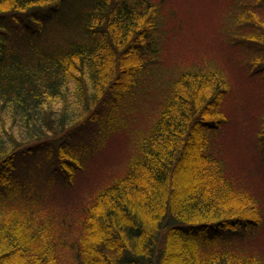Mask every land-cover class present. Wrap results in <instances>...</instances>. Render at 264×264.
Masks as SVG:
<instances>
[{
  "label": "trees",
  "instance_id": "trees-1",
  "mask_svg": "<svg viewBox=\"0 0 264 264\" xmlns=\"http://www.w3.org/2000/svg\"><path fill=\"white\" fill-rule=\"evenodd\" d=\"M240 2H228L231 44L264 98V0ZM166 3L0 0V264H264L263 206L223 154L230 83L196 64L152 92ZM256 125L262 172L264 115ZM129 130L119 173L72 201L80 175ZM63 190L72 215L56 208Z\"/></svg>",
  "mask_w": 264,
  "mask_h": 264
},
{
  "label": "rangeland",
  "instance_id": "rangeland-1",
  "mask_svg": "<svg viewBox=\"0 0 264 264\" xmlns=\"http://www.w3.org/2000/svg\"><path fill=\"white\" fill-rule=\"evenodd\" d=\"M246 1L248 0H241L239 5ZM173 2L175 3L171 5L166 3L163 6L167 18L162 30L168 36L165 44L167 60L163 62L153 79L152 92L155 94L157 91H164L168 82L172 81V77L186 71L192 72L196 69V64L201 65L200 67H211L228 80L230 94L223 103L222 112L232 121V126L227 128L226 136L222 137L223 154L239 173V181L257 197L264 209V168L261 169L262 172L256 170L257 160L252 154L254 144L252 136L256 132L257 121H260L264 115L263 82L250 77L249 69L245 65L246 53L231 44V38L235 34V31L231 32L232 17L238 9L228 5L230 0H173ZM199 2L207 4L200 9ZM217 4L218 9L214 10ZM227 9L226 16L227 12H224ZM176 12L179 14L177 22L173 16ZM193 15L196 19L192 18ZM236 24L240 25L238 21ZM132 135L129 130L108 143L107 148L99 153L89 168L80 175L78 189L74 191L75 198L72 195L73 190L69 192L70 198L74 199L72 201L83 204L89 195L100 189L106 179H112L119 173L120 169L116 168L117 163L123 164ZM234 136H238L236 140ZM238 139L241 141L238 142ZM234 144L237 145L235 151L232 148ZM82 176H84L83 180ZM69 190L59 191L55 205L59 212L72 215L76 204L67 205L70 198L64 200V195ZM17 218L22 220V217L17 216ZM57 233L59 235L60 231L57 230ZM48 237L50 235L46 238ZM257 246L264 260V228L260 232Z\"/></svg>",
  "mask_w": 264,
  "mask_h": 264
}]
</instances>
